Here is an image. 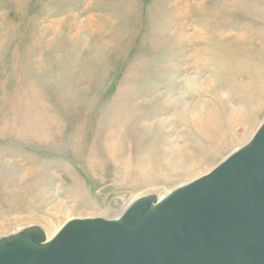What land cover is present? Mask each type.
I'll list each match as a JSON object with an SVG mask.
<instances>
[{
	"label": "rangeland",
	"instance_id": "rangeland-1",
	"mask_svg": "<svg viewBox=\"0 0 264 264\" xmlns=\"http://www.w3.org/2000/svg\"><path fill=\"white\" fill-rule=\"evenodd\" d=\"M263 120L264 0H0V239L115 219Z\"/></svg>",
	"mask_w": 264,
	"mask_h": 264
},
{
	"label": "water",
	"instance_id": "water-1",
	"mask_svg": "<svg viewBox=\"0 0 264 264\" xmlns=\"http://www.w3.org/2000/svg\"><path fill=\"white\" fill-rule=\"evenodd\" d=\"M0 264H264V121L210 173L117 218L75 219L47 241L0 239Z\"/></svg>",
	"mask_w": 264,
	"mask_h": 264
},
{
	"label": "bare ground",
	"instance_id": "bare-ground-1",
	"mask_svg": "<svg viewBox=\"0 0 264 264\" xmlns=\"http://www.w3.org/2000/svg\"><path fill=\"white\" fill-rule=\"evenodd\" d=\"M194 82H197V81H194ZM201 85H202V84H201ZM196 117H197V116H196ZM263 121H264V120H263ZM263 121H262V122H263ZM262 122H261V123H262ZM261 123H260V124H261ZM259 126H260V125H259ZM199 130H200V129H199ZM202 133H203V134H206V135L208 136V134L206 133V130H205V129H202ZM208 137H209L210 139H213L212 136H208ZM240 148H241V147H240ZM172 151H173V150H172ZM236 151H237V150H236ZM236 151H234V152H236ZM234 152H232V153H234ZM232 153H231V154H232ZM231 154H229V155H231ZM229 155H228V156H229ZM228 156H227V157H228ZM227 157H226V158H227ZM226 158H225V159H226ZM225 159H224V160H225ZM224 160H222V161H224ZM222 161H221V162H222ZM221 162H220V163H221ZM220 163H219V164H220ZM211 171H212V170H211ZM211 171H210V172H211ZM210 172H208V173H210ZM208 173H207V174H208ZM207 174H205V175H207ZM205 175H203V176H205ZM203 176H201V177H203ZM201 177H199V178H201ZM197 179H198V178H197ZM195 180H196V179H195ZM195 180H193V181H195ZM193 181H191V182H193ZM191 182H188V183H191ZM188 183H185V184H188ZM185 184H182V185H185ZM167 195H168V194H167ZM165 196H166V194H165ZM163 197H164V196H162V197H160V198L157 197V198H158V200L160 201ZM142 198H143V197H142ZM139 199H140V197H138V198H136V199H133V200L128 204V206H130L132 203H134L135 201H137V200H139ZM128 206H127V207H128ZM127 207L123 209V212L127 209ZM123 212H121L120 214H118L117 217L120 216ZM117 217H116V218H117ZM40 221H41V220H40ZM23 223H24V222H23ZM25 223H26V222H25ZM20 224H21V223H20ZM20 224H19V225H20ZM29 224H30V223H29ZM26 225H27V223H26V224H23V227L26 226ZM31 226H34V225H31ZM31 226H29V227H31ZM42 226H43V229H42V230H43V231L45 232V234H46V239H47V241H49V240L53 239V238L58 234V232L62 229V227H63L64 225H63L62 227H60V226H55V224H52L51 222H48V221L44 220V221L42 222ZM19 227H20V228H18V230H17L14 234H11V235H9V236L16 235V234H20L22 231L25 230V228H26V229L29 228V227H24V228H22V226H19ZM9 236H5V237H2V238H6V237H9ZM2 238H1V239H2Z\"/></svg>",
	"mask_w": 264,
	"mask_h": 264
}]
</instances>
